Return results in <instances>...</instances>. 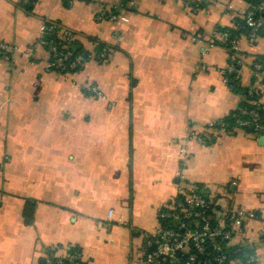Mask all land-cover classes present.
Masks as SVG:
<instances>
[{"label":"crops","instance_id":"obj_1","mask_svg":"<svg viewBox=\"0 0 264 264\" xmlns=\"http://www.w3.org/2000/svg\"><path fill=\"white\" fill-rule=\"evenodd\" d=\"M189 1L0 0V41L13 47L0 57V264H54L73 247L81 264H140L182 186L201 188L216 218L225 207L253 213L229 245L253 246L264 264V131H206L207 144L189 136L239 107L223 74L228 50L208 43L249 5ZM102 4L117 6L119 18L101 16ZM46 21L93 55L80 70L48 68L38 43ZM239 47L238 75L249 86V65L264 61V28L254 40L241 36ZM261 76L264 104V68ZM93 85L104 97L87 90Z\"/></svg>","mask_w":264,"mask_h":264},{"label":"built area","instance_id":"obj_2","mask_svg":"<svg viewBox=\"0 0 264 264\" xmlns=\"http://www.w3.org/2000/svg\"><path fill=\"white\" fill-rule=\"evenodd\" d=\"M29 0H24L28 3ZM201 3L204 0H190L189 3ZM259 10L264 11V2L258 6ZM101 16H106L111 20L119 18L118 7L115 5L100 6ZM247 24L251 27L249 38L254 40L258 36V29L264 24V16H254L252 11H248ZM46 22L42 26V31L38 39V43L43 47H47L50 53L48 61V68L60 73L74 72L67 69L66 58L70 55L69 52L59 50L53 43L47 41L44 36L47 31ZM60 37L66 42L64 48H68L75 40V34L67 29L60 30ZM201 35L194 33L193 40L201 42ZM239 39L237 35H230L227 31H219L218 28L214 31V37L209 39V46L215 44H225L227 50H233L232 55L229 54L227 65L223 69L225 81L228 83L227 73L236 71L240 72L241 66L244 65V55L239 47ZM227 44V47H226ZM9 45L6 42L0 41V57L9 50ZM108 51L102 49L96 56L99 60L107 58ZM30 55V53H28ZM93 55L89 52L88 58L79 55L71 62L69 69H73L77 64H85ZM237 60L240 65L234 64ZM264 62H255L252 65L251 73L256 78L255 84L257 85L261 79ZM58 69V70H57ZM256 87V86H253ZM88 91L95 95L104 97L103 93L98 86H89ZM254 103L260 108L263 104L262 100H256ZM251 120H239L236 128L251 126L254 123L252 133L258 134L264 131V125L258 123L259 113L255 110L250 112ZM203 131H197L194 126L189 128V136L197 139L201 143L207 144L206 131L225 130V123L223 119L209 122ZM189 150L187 146L182 145L180 148L181 167L187 165L189 159ZM179 179L184 180V175L179 174ZM211 199L197 193L196 190L187 189L182 186L179 190L178 197L166 205L168 209L161 212L160 217L164 220L172 222L171 225L163 226L160 224L159 229L154 234L147 237L144 244V251L139 258L140 264H224L229 258V252L226 249V244L230 243L234 235V229L241 225L246 217H252L253 213L241 209H234L232 207H225L222 209L223 216L216 218L217 222H213L212 217L209 215ZM112 214V212H111ZM251 256V260L255 259ZM57 264H81L82 256L80 251L65 253L64 257L59 256L56 258Z\"/></svg>","mask_w":264,"mask_h":264},{"label":"trees","instance_id":"obj_3","mask_svg":"<svg viewBox=\"0 0 264 264\" xmlns=\"http://www.w3.org/2000/svg\"><path fill=\"white\" fill-rule=\"evenodd\" d=\"M126 1L129 0H124V5L127 3ZM249 7L245 15L241 17H237L234 21L233 26L231 27H219V31H227L231 36L232 35H237V37L241 36H246L249 38V34L251 32V27L247 24L246 19L248 15V11H252L254 13V16H264V11L259 10L258 6L264 2V0H246ZM47 25V31L45 33L44 38L49 41L53 42L59 50L67 51L70 53V55L67 56L66 58V64H67V69L66 70H71V71H78L83 67V64H77L76 67L73 69H69L71 66V62L75 60V58L79 55H82L84 58H88L89 51H87L78 41H73L71 44L67 43L69 45L68 48H64L63 45L66 44V42L60 37V30H61V24L58 22H48L46 21ZM264 28L261 26L257 33L261 31ZM220 45L225 46V44L221 43ZM104 46H106L102 42H98L97 47H96V52H100ZM227 47V44H226ZM47 49V47H46ZM228 53L232 55L234 53L233 50H228ZM229 60V57H228ZM238 59L234 61V64L237 65V68L240 67V65L237 62ZM255 62H264L262 58L258 57L254 60H252L250 66V69L252 70V65ZM241 69L243 68L242 66L240 67ZM58 70V69H57ZM228 77V85L229 87L236 93L241 95V101L239 104L238 108H235L232 110L229 114L224 116L222 119L225 123V130L230 131L233 130V128H236L238 126L237 122L239 120H251V115L250 112L252 110H255L257 113H259V119L258 123H261L264 125V104L260 106V108L254 103L256 100H261L262 94L261 91L259 90L258 87H253L256 86V78L255 76L251 75V84L249 86H243L240 82V78L238 75V72L232 71L227 73ZM259 84V83H258ZM254 123L251 122V126L247 127H241L243 130L252 133L254 131L253 129ZM208 140V139H207ZM209 140L207 141V143ZM197 193H200L207 198L210 197L202 192V189L199 188V190H196ZM212 205L210 204V208L208 210L209 215L212 217L213 222H217L216 216L213 213L212 210ZM34 210H35V202L33 203L32 201L27 200L25 203V207L23 210V217L24 221L27 224H32L34 220ZM168 209L165 207L161 210V212H165ZM161 214V213H160ZM160 223L165 226H169L172 224L169 220H164L159 216ZM243 224V223H242ZM226 249L229 252V258L224 264H229L231 260L238 259L242 262V264H256L255 259L251 260V256H255V248L249 244H241V245H232L230 246L228 243L226 244ZM70 253L74 251H79L76 249V247L71 248ZM56 258L53 260L54 264H57Z\"/></svg>","mask_w":264,"mask_h":264},{"label":"rangeland","instance_id":"obj_4","mask_svg":"<svg viewBox=\"0 0 264 264\" xmlns=\"http://www.w3.org/2000/svg\"><path fill=\"white\" fill-rule=\"evenodd\" d=\"M8 45H9V47H10L9 50H12V48H13L12 45H10V44H8ZM27 55H28V54H27ZM239 226H240V225H239Z\"/></svg>","mask_w":264,"mask_h":264},{"label":"water","instance_id":"obj_5","mask_svg":"<svg viewBox=\"0 0 264 264\" xmlns=\"http://www.w3.org/2000/svg\"><path fill=\"white\" fill-rule=\"evenodd\" d=\"M261 134H263V131L261 132Z\"/></svg>","mask_w":264,"mask_h":264}]
</instances>
